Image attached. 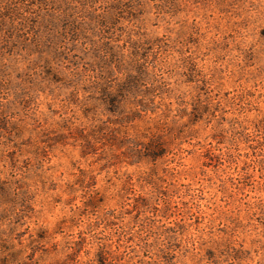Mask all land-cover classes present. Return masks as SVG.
I'll return each instance as SVG.
<instances>
[{
	"label": "rangeland",
	"instance_id": "rangeland-1",
	"mask_svg": "<svg viewBox=\"0 0 264 264\" xmlns=\"http://www.w3.org/2000/svg\"><path fill=\"white\" fill-rule=\"evenodd\" d=\"M102 258L264 264V0H0V264Z\"/></svg>",
	"mask_w": 264,
	"mask_h": 264
},
{
	"label": "trees",
	"instance_id": "trees-1",
	"mask_svg": "<svg viewBox=\"0 0 264 264\" xmlns=\"http://www.w3.org/2000/svg\"><path fill=\"white\" fill-rule=\"evenodd\" d=\"M137 56V55H135ZM138 64V62H137ZM123 91H127V89H124ZM131 105L133 106V110L135 114H138L139 112L145 111V106H146V102H143L141 100H136L134 102L131 103ZM257 124H260L259 122H257ZM243 130H247L248 128L242 127ZM160 132V131H158ZM257 127L253 125L252 128V133H257ZM248 136V133H247ZM148 137V136H147ZM146 138V137H145ZM162 137H157L155 140H153L152 138H148L147 142L143 145L145 151H143L142 153H140L143 157H149L151 159H156L161 157L162 152L164 151V149L162 148V141H161ZM135 141V140H134ZM133 145L135 146H139L138 143H136V141L133 143ZM209 148H207V152L210 153L211 148L213 146H211V142L208 144ZM160 192V191H159ZM162 193V192H160ZM148 204V198L147 197H143V196H136L133 198V203H132V208H139L140 206H146ZM191 242H193V240H191ZM101 262H99L100 264H103V258L102 260H99Z\"/></svg>",
	"mask_w": 264,
	"mask_h": 264
}]
</instances>
